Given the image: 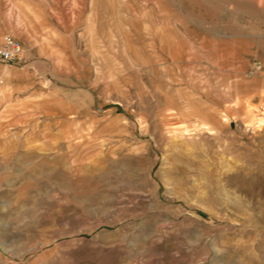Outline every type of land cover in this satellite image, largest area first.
<instances>
[{"label": "rangeland", "instance_id": "1", "mask_svg": "<svg viewBox=\"0 0 264 264\" xmlns=\"http://www.w3.org/2000/svg\"><path fill=\"white\" fill-rule=\"evenodd\" d=\"M6 37L0 264H264V0H0Z\"/></svg>", "mask_w": 264, "mask_h": 264}, {"label": "built area", "instance_id": "2", "mask_svg": "<svg viewBox=\"0 0 264 264\" xmlns=\"http://www.w3.org/2000/svg\"><path fill=\"white\" fill-rule=\"evenodd\" d=\"M24 58L22 44L12 37H6L0 48V62L6 65L20 63Z\"/></svg>", "mask_w": 264, "mask_h": 264}, {"label": "crops", "instance_id": "3", "mask_svg": "<svg viewBox=\"0 0 264 264\" xmlns=\"http://www.w3.org/2000/svg\"><path fill=\"white\" fill-rule=\"evenodd\" d=\"M250 120V119H249ZM249 120H248V122H249ZM201 124H204V123H201Z\"/></svg>", "mask_w": 264, "mask_h": 264}, {"label": "bare ground", "instance_id": "4", "mask_svg": "<svg viewBox=\"0 0 264 264\" xmlns=\"http://www.w3.org/2000/svg\"><path fill=\"white\" fill-rule=\"evenodd\" d=\"M223 120V119H222Z\"/></svg>", "mask_w": 264, "mask_h": 264}]
</instances>
